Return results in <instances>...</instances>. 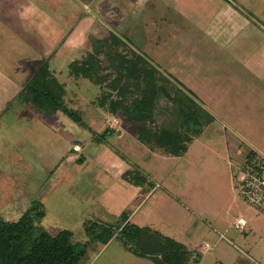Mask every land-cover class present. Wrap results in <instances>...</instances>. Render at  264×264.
Here are the masks:
<instances>
[{
    "label": "rangeland",
    "instance_id": "1",
    "mask_svg": "<svg viewBox=\"0 0 264 264\" xmlns=\"http://www.w3.org/2000/svg\"><path fill=\"white\" fill-rule=\"evenodd\" d=\"M123 1L125 14L118 24L109 23V33L100 30L88 39L89 45L79 35L76 46H58L63 50L59 60L51 61L67 87L65 104L85 116L90 127L63 111L51 119L42 118L49 127L44 148L38 133L26 140L20 131L27 129H21V124L8 126L0 121V225L25 219L31 225L28 244L42 231L52 235L72 230L73 241L86 249L78 264H155L126 250L120 238L103 249L89 242L99 225L84 223L88 207L106 189L130 186L117 177L119 167L127 164L148 171L161 186L137 208L129 223L154 227L197 248V264H264V215L238 197L234 187L242 158L252 151L264 152V0ZM70 31L63 32V39ZM110 33L196 100L189 129L192 140L183 144L179 155L153 157L144 147L143 151L133 148L137 123L126 115L124 126L114 128L123 131V138L105 132L103 145L99 136H92V131L106 130L101 107L108 104L103 91L109 89L87 77L71 76L67 66L71 57L81 59L92 50L93 39ZM69 47L77 52L69 54ZM115 49L123 51L121 46ZM106 72L111 77L117 74L115 68ZM72 89H79V94ZM131 91L122 99L141 93ZM157 109L155 126L180 131L167 107L161 104ZM34 125L28 129L37 130ZM73 140L79 141V147ZM70 147L73 153L65 157ZM108 148L123 156L124 162ZM55 166L58 169L53 172ZM66 167L71 168L69 173L64 172ZM32 201L39 203L35 211ZM135 205L130 203L125 212L131 214ZM37 209L45 215L38 216ZM120 216L110 213L109 223L117 225ZM240 216L249 222L247 228H237ZM205 242L209 248L202 252L198 244Z\"/></svg>",
    "mask_w": 264,
    "mask_h": 264
},
{
    "label": "trees",
    "instance_id": "2",
    "mask_svg": "<svg viewBox=\"0 0 264 264\" xmlns=\"http://www.w3.org/2000/svg\"><path fill=\"white\" fill-rule=\"evenodd\" d=\"M92 45V50L83 58L70 64L69 74L87 77L101 86L106 85L109 90L103 98L109 100L107 106L110 112L115 116L122 113L137 123L135 135L143 145L166 154L179 155L183 144L192 140L189 129L195 115L193 110L197 106L194 97L175 80L154 67L145 56L131 49L117 34L110 33L103 39H93ZM115 46L118 50L121 46L123 51H117ZM103 55L107 57L104 60ZM113 68L117 70V74L111 77L112 73L106 70ZM66 89L65 82L50 68L49 63L43 62L23 87L20 96L42 117H50L63 111L76 122L85 125L80 112L65 104ZM132 89H140L141 93L125 98L127 100L122 99ZM114 96L118 98L115 99ZM161 104L170 110L169 114L175 115L180 131L154 125L155 116L158 115L157 108ZM105 132L108 131L96 136L105 141ZM125 178L134 184L149 182L148 177L138 170L127 172ZM38 206L39 203H35L32 210L35 211ZM37 215L42 216L43 213L38 210ZM99 224L102 228L89 241L107 243L117 231L129 251L146 257L155 264L199 262L200 253L196 250L155 228L129 223L125 211L117 225ZM30 228V223L25 219L0 225V264H78L85 253V246L79 248L72 240V232L69 230H61L56 235L42 232L28 244L31 238Z\"/></svg>",
    "mask_w": 264,
    "mask_h": 264
},
{
    "label": "crops",
    "instance_id": "3",
    "mask_svg": "<svg viewBox=\"0 0 264 264\" xmlns=\"http://www.w3.org/2000/svg\"><path fill=\"white\" fill-rule=\"evenodd\" d=\"M123 4H125L123 0H0V121L8 126L21 124V129H27L20 131L21 137L26 140L31 138L30 136H33L32 134L38 133V142H40V145L43 143L42 147L46 148L43 140L46 139V133L48 132L47 129L49 127H47L42 121V118L51 119L55 117L59 111L50 117H42L21 99V90L33 77L38 67L43 62H48L50 68L57 72V67L55 66V68H53L51 61H54V59L59 60V51H61L62 48L57 49L58 46L64 45L65 48L72 45L76 46L75 40H78L76 37L79 35L83 40L87 38V45H89L88 39L92 36L96 37L95 34L99 33L100 30L106 29L105 31L109 33V23L118 24L122 15L125 14L123 12V7H125ZM115 6H118L116 12L112 9H115ZM114 12L117 15L116 17L115 15H112ZM117 20L118 23L116 22ZM67 30H71L69 33L70 35L63 39V32ZM67 49L69 50V54H71L72 51L73 53L77 52L76 48L70 49L69 47ZM69 60L70 61L67 66L68 70L70 64L76 61V57H71ZM56 74L58 75L59 73ZM71 91L78 95L80 90L72 89ZM103 93L105 95L108 94L104 91ZM102 105L103 104H99L100 107ZM106 106L107 105L102 106L103 108L101 107V110L105 114L104 121L107 122V127H104L106 129L104 131L113 133L118 138H123V131H120V128L114 129L118 124L121 126V123H123L124 126L125 120L123 118V114L115 116L110 112L108 106L107 108ZM8 114H13V117L9 118ZM81 117L85 125L79 124L85 127H90L91 124L88 122L87 118H84L85 116L83 117V115H81ZM58 120L59 121L57 122H61V119ZM32 124H35L34 126H36L37 130L28 129V127H32ZM92 133V136H96V134H98L97 131H92ZM94 138L92 137L93 141ZM133 138L135 140V143L132 145L133 148L136 146H138L139 149L144 147L143 150H146L145 152H148L150 156L153 157L158 156V154L162 157L171 156V154L163 155L164 153L161 154L158 150H153L145 145H142V143L137 139L135 133L133 134ZM78 142L77 140H73L74 145L79 147L80 144L78 145ZM100 143L105 145L106 140L101 141ZM66 147L68 148V146ZM67 148L65 149L67 150ZM71 150L72 149L70 147L65 157L71 154ZM105 150L102 151V154L106 152ZM143 150L140 149V151ZM107 151H109L111 155L117 157L122 163L124 162L125 158L119 153L114 152L109 148ZM261 153L264 154L262 151ZM134 168L128 166L127 164L124 167L123 165L119 167L117 177L125 180L130 184V186L126 187L118 184L116 185L117 188H108L103 191L98 198L92 201L91 206L88 207L89 209L86 213L88 218L84 223L95 221L96 223H109L108 216L110 213L119 212L121 215L130 203L136 202L134 211L131 214H128L129 220L137 208L144 201L155 194L156 189L161 186H159L151 174L143 168H139L140 170L138 171H142L143 174L148 177L149 182L134 184L125 178V174L131 170H135ZM57 169L58 166H55L53 172H56ZM70 169H67L66 167L64 168V172L69 173ZM104 169L106 171L105 173H107L108 169ZM60 173L63 172L60 171ZM32 205L33 201L30 206ZM44 215L45 212L43 216ZM239 218L246 219L243 216H240ZM248 225L249 222L247 221L246 228ZM98 228H102V226L99 224ZM62 230L71 231L73 240L74 232L72 230ZM116 238H120L117 231H115L112 238L107 243L97 241L89 242L99 243L102 245L100 249H103ZM198 246L202 252L209 248V244L207 242H205V245L200 243ZM124 248L128 250L125 246ZM196 249L197 248H195V250ZM132 254L135 253L132 252ZM135 255L139 256L137 254Z\"/></svg>",
    "mask_w": 264,
    "mask_h": 264
},
{
    "label": "built area",
    "instance_id": "4",
    "mask_svg": "<svg viewBox=\"0 0 264 264\" xmlns=\"http://www.w3.org/2000/svg\"><path fill=\"white\" fill-rule=\"evenodd\" d=\"M240 176L235 178V191L245 203L264 215V154L252 151L237 164ZM236 226L244 229L247 221L237 219Z\"/></svg>",
    "mask_w": 264,
    "mask_h": 264
}]
</instances>
